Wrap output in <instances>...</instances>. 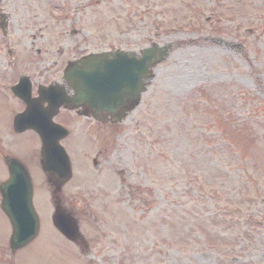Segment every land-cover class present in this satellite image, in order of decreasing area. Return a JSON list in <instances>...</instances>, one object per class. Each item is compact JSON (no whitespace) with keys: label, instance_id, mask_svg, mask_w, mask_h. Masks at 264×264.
I'll list each match as a JSON object with an SVG mask.
<instances>
[{"label":"rangeland","instance_id":"obj_1","mask_svg":"<svg viewBox=\"0 0 264 264\" xmlns=\"http://www.w3.org/2000/svg\"><path fill=\"white\" fill-rule=\"evenodd\" d=\"M90 10L77 26L94 47L127 30L142 47L173 48L104 154L95 135L93 146L66 140L62 204L88 256L53 227L38 140L13 130L12 102L0 101V181L1 153L22 158L40 218L36 238L11 253L0 209V264H264V0H93Z\"/></svg>","mask_w":264,"mask_h":264},{"label":"flooded vegetation","instance_id":"obj_2","mask_svg":"<svg viewBox=\"0 0 264 264\" xmlns=\"http://www.w3.org/2000/svg\"><path fill=\"white\" fill-rule=\"evenodd\" d=\"M92 5L93 0H0V101L12 102L14 116L26 115L19 125L31 127L22 132L36 135L43 125L54 129L56 123L67 128L68 133L88 135L95 131L104 135L109 126L118 125L111 119L119 113L107 115L101 102L89 99L90 92L85 96L88 99L77 107H57L62 97L77 96L64 76L65 70L83 56L101 50H120L134 58L141 52L139 37H133L130 31L103 37V47H94L91 31H83L90 36H79L77 24L80 19H89ZM80 11L84 14L79 18ZM138 108L128 104L121 107V113L127 117ZM96 112L107 115L106 121L96 120ZM11 127L15 130L13 120ZM105 147L103 144L99 152L105 151ZM37 153L35 159L39 163V146ZM11 156L25 164L22 158ZM73 244L83 253L88 251V247Z\"/></svg>","mask_w":264,"mask_h":264},{"label":"water","instance_id":"obj_3","mask_svg":"<svg viewBox=\"0 0 264 264\" xmlns=\"http://www.w3.org/2000/svg\"><path fill=\"white\" fill-rule=\"evenodd\" d=\"M170 49V44L164 46L152 44L150 47L145 48L141 53L140 61H132L133 76L131 80L122 79L119 76L115 81H112L110 76L107 75L115 71L112 63H120L118 61L123 56L119 54H114L111 57H106V54L91 55L85 61H81L85 64L88 62L89 66L86 69L79 70L73 67L70 71H67L65 79L69 83H75L76 88L79 89L82 84L89 90V82L94 84L99 82L101 86L98 83L97 85L100 87H108L109 92L100 89L98 94L105 98L106 101L102 100L104 103L115 108L122 102L123 98L137 101L139 92L144 86L143 79L148 77L150 67L164 60L168 56ZM127 88L130 90L129 92H126ZM107 94H110V96ZM60 103L69 105L70 102L68 99H62ZM58 132L60 131L39 134L42 144L41 166L47 176V180L55 186V192L71 176L68 156L58 143V140L64 137L66 132ZM5 162L8 166L9 176L0 183V207L10 221L12 231L9 245L11 251H15L36 236L39 220L32 204V182L26 168L16 159L10 157H5ZM59 202V196L56 195L52 215L54 226L66 238L70 240L79 239L80 235L76 221L62 209Z\"/></svg>","mask_w":264,"mask_h":264},{"label":"trees","instance_id":"obj_4","mask_svg":"<svg viewBox=\"0 0 264 264\" xmlns=\"http://www.w3.org/2000/svg\"><path fill=\"white\" fill-rule=\"evenodd\" d=\"M231 129V128H230ZM233 131H235L236 133H238V135H241L242 134V131L240 128H235V129H231Z\"/></svg>","mask_w":264,"mask_h":264}]
</instances>
